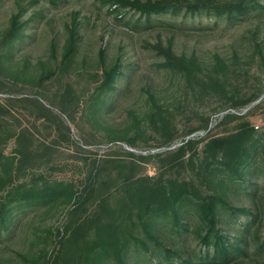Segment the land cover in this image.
Here are the masks:
<instances>
[{
	"label": "rangeland",
	"instance_id": "374dc122",
	"mask_svg": "<svg viewBox=\"0 0 264 264\" xmlns=\"http://www.w3.org/2000/svg\"><path fill=\"white\" fill-rule=\"evenodd\" d=\"M136 1L160 0H65L58 6L0 0V204L23 185L67 180L82 190L97 174L99 188L79 215L67 200L49 210L13 211L11 227L0 230V264H94L91 256L103 242L97 221L115 209L126 213L116 216L121 234H114L128 240L126 264H177L164 252L177 250L181 236L170 216L147 234L137 229L134 199L182 187L195 202L220 200L236 209L221 212V228L237 244L243 235L235 230L249 218L241 209L261 215L250 252L264 243V192L255 203L246 193L254 184L264 187V13L229 20V5L238 0H206L223 13H189L182 3L178 14L153 16L147 24L127 3ZM15 20L23 37L6 53L12 38L5 33ZM117 64L127 77L106 83L105 73ZM242 126L246 136L254 128L260 143L239 165L230 162L245 141ZM188 139L193 143L183 148ZM222 139L225 151L213 142ZM237 167L241 175L232 177ZM185 210L179 217L192 222L193 234L181 236L183 258L215 264L201 260L208 251L197 233H204L202 217L190 204ZM104 259L96 264H120L110 254ZM234 264H264V256Z\"/></svg>",
	"mask_w": 264,
	"mask_h": 264
},
{
	"label": "trees",
	"instance_id": "16d2710c",
	"mask_svg": "<svg viewBox=\"0 0 264 264\" xmlns=\"http://www.w3.org/2000/svg\"><path fill=\"white\" fill-rule=\"evenodd\" d=\"M49 4L52 6H58L65 0H48ZM108 1V0H105ZM111 1V0H109ZM183 0H160L157 2L151 1L150 3L143 2H127L134 9L139 11L141 14H144L147 17V24H150L153 16H159L164 13L178 14L180 10L186 4L189 13H195L201 9H215L219 12V14L223 13V9L221 6H217L218 4L212 1L206 0H197L196 2H182ZM183 3V4H182ZM259 10L261 13H264V5L256 4L253 0H238L234 4L229 5V20L233 18L240 17L241 15L253 11ZM142 20L136 22V26L141 24ZM15 20L13 22V27L10 28L6 33L5 37L12 38V42L10 46L7 48L6 53H11V51L15 48L19 40L23 37L21 36V27L16 23ZM19 44H24L20 41ZM172 52V51H171ZM170 63L173 65H180V60L178 58H172L169 56ZM127 77L126 70L122 69L121 65H115L110 71L106 72L104 78H108L106 83H110L112 78H124ZM248 127L250 124L248 123ZM245 126L241 127L239 130V135H242L245 138V141L242 142L241 149H239L235 154L234 158L230 163L236 162L239 165L242 164L243 161H248L251 159L253 154V149L257 148V143H260L259 140L255 139V130L254 128L250 129V134L245 135ZM215 145L219 150L225 151L227 139L215 140ZM193 143V140L188 139L183 142V148L189 146ZM232 143H229V146ZM4 156L2 150H0V165L4 160ZM241 175L240 167L233 168V176ZM91 175L88 179L87 184L84 189L79 190L77 184L73 181L67 180H54L52 182L45 183L43 185H35V186H18L12 190H10L7 194V198L4 202L0 204V230L2 228L9 229L14 221L13 211L17 210V214H27L30 212V209L33 207L40 206L43 210H49L54 207L57 202L67 200L70 202H74V208L72 212L74 215H79L78 213L82 212L87 204H89L92 200L97 196V192L99 190L96 187V177L97 174ZM187 189L182 187L179 192L175 194H171L170 192L161 191L160 195H155L150 192L138 193L134 200L138 202L137 204V212L135 214V218L138 222V228L147 234L151 233L150 229L155 225L157 221L163 219L162 217L168 218L170 216L171 223L174 228L178 229L177 234H185V239L187 237L190 238L189 234H193L192 222H183L179 216L187 215L186 207L190 204L196 210V214L202 217V230L204 234L201 236L202 243L207 246L208 251L204 256H201V260L207 262H213L215 264H230L236 263L248 255L251 256H264V243L262 245L254 246L255 251L250 252V248L253 247L251 245V236L254 234V227L259 223L260 216L258 213L253 212L249 209H241L244 213H248V221L242 226L236 228L235 234L243 235L241 238L240 244L233 242L228 236L226 232L223 233V229L221 228L223 219L221 217L222 211H229V205L224 201H213L212 203L207 204L206 202H195V199L190 195V193L186 192ZM247 194L250 196L252 203H255L257 199L260 198V193L264 192L260 191V188L254 184L251 188L246 190ZM158 196V197H157ZM106 196L101 202L106 201ZM236 209H231L229 212L233 213ZM118 210L115 209L111 211L108 216L109 218L103 220V218L99 219L96 224V233L100 235L101 241H103L100 245H98V250L93 253L91 258L93 259L94 264L102 262L105 255L110 254L113 256L120 264H126L127 262V238L124 236H114V234H121L119 230H117L116 216L120 215L121 217L126 214H118ZM190 218L188 220H192L194 216L192 214L190 216H186ZM222 222V223H221ZM83 221H79L77 226L80 229L83 225ZM219 223H221L219 225ZM77 228H74L76 230ZM181 229V231H179ZM106 235L108 237H106ZM180 238L174 243V247L178 246L177 250H173L168 248L165 250L166 258H171L176 256L178 258L179 263L177 264H192L193 260L191 258H183L181 253V244L184 242L183 238ZM123 239V240H122ZM156 239V238H155ZM139 241V240H138ZM141 245L146 246L144 242L140 241ZM137 244V242H135ZM213 249V253L210 251ZM212 253V254H211Z\"/></svg>",
	"mask_w": 264,
	"mask_h": 264
}]
</instances>
